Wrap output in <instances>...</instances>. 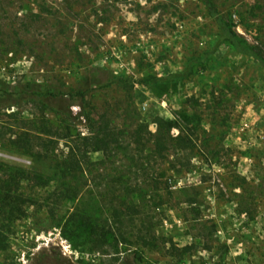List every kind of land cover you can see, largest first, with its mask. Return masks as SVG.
<instances>
[{
    "label": "rangeland",
    "instance_id": "obj_1",
    "mask_svg": "<svg viewBox=\"0 0 264 264\" xmlns=\"http://www.w3.org/2000/svg\"><path fill=\"white\" fill-rule=\"evenodd\" d=\"M206 1L264 57V0H0V80L89 90L0 105V163L50 178L10 223L0 264H264V65L218 41ZM160 119L175 126L158 147ZM49 127L76 142L113 134L69 178L75 199L56 183L68 139L12 146ZM76 211L115 237L83 242L67 223Z\"/></svg>",
    "mask_w": 264,
    "mask_h": 264
},
{
    "label": "trees",
    "instance_id": "obj_2",
    "mask_svg": "<svg viewBox=\"0 0 264 264\" xmlns=\"http://www.w3.org/2000/svg\"><path fill=\"white\" fill-rule=\"evenodd\" d=\"M206 8L208 14L214 17L216 24L218 26L220 35L219 42L228 43L233 50L238 52H244L252 57L256 58L262 65H264V57L260 54L259 50L255 47H250L242 44L241 37L239 33L233 30L231 24L223 19L219 15L214 5L211 1H206ZM190 69L188 65L182 73L170 74L167 77H177L187 74ZM115 79H122L117 76ZM88 89L83 90H69L63 92L60 88L42 84L34 85L28 84V88L19 92V86L7 87L6 83L0 80V105H4V102L15 101V98L28 96L31 92L33 93V98L37 97L42 102L48 100L64 101V96H77L83 98L87 93ZM14 102V103H15ZM88 121L90 118L87 117ZM157 134L159 130L164 126L166 133L159 139H156V143L163 145L162 139L166 134L175 126L174 122L171 120H158L157 122ZM147 125L140 124L138 126V138H142L141 131L146 130ZM100 132L90 140L88 136H82L79 138L80 141L76 142L75 139L70 138L69 127H66L65 131L54 132L52 128H43L39 132L46 134V136L34 137L28 130L21 131L16 134V139L13 141L12 146L20 151L29 152L34 146H39L38 149H47L48 146L57 144L58 139H68L65 143L68 145V150L66 151L64 158L62 159L61 165L63 169L57 172L56 183H58L63 188L61 198H71L75 199L79 196L80 189L70 182L69 178H72L74 171L79 169L83 162L89 163V153L90 152H104L107 153L110 150L111 136L113 134L109 131L99 130ZM51 136V137H50ZM159 136V135H158ZM173 139L178 142H186V138L179 132ZM36 141L35 143L33 142ZM139 140V139H138ZM141 141V140H140ZM182 146H187V144L182 143ZM50 178L44 176L40 172H31L22 168H12L10 166L0 163V242H3L5 234L12 231L11 224L15 219L23 217L26 215L27 209L36 200L34 194L31 192L32 188L35 186L42 187L49 183ZM50 209H54L53 206ZM53 212V210H49ZM68 225L70 224L71 229H74L73 233L82 238V241L99 247L103 244L108 243L111 239L115 237L113 227L108 224V220L102 222V219L92 218L91 215H85L78 211L74 214L68 216ZM120 237H123L121 234ZM117 243H119L117 241ZM142 251L135 250L134 256L136 259L141 260Z\"/></svg>",
    "mask_w": 264,
    "mask_h": 264
}]
</instances>
